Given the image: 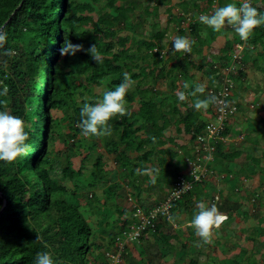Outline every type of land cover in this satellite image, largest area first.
<instances>
[{"label": "trees", "instance_id": "1", "mask_svg": "<svg viewBox=\"0 0 264 264\" xmlns=\"http://www.w3.org/2000/svg\"><path fill=\"white\" fill-rule=\"evenodd\" d=\"M215 2L217 7H223L227 3L240 6L244 1L176 0L171 4L170 0H0V25L7 32V43L0 49V92L4 86L9 90L6 96H0V101H6L7 105L0 104V111H9L25 121L30 145L27 154L16 162L0 161V264H35L37 253L41 252H49L57 264H111L107 253L116 251L117 238L136 222L133 213L137 208L148 212L166 199L178 175L186 174L175 163L178 149L183 150L185 158H192L194 151L190 152L189 147L193 143L200 147L198 135L203 134L205 122L215 119L217 105H209L205 111L210 117L203 121L201 111L194 108L195 99L209 95L219 98L222 72L232 58L234 29L226 25L220 32H214L199 21V15L214 12ZM250 3L264 14V0ZM188 16L191 21L185 34L183 23ZM171 23L177 28L175 37L195 41L190 54L173 50L168 32ZM67 39L83 44L85 49L96 44L102 63H96L85 51L60 56L59 48ZM244 43L246 50H258L264 62V25L254 29ZM209 46L219 48V63L206 59L203 51ZM167 47L170 60L164 54ZM8 49L14 55H4ZM195 56L200 62L193 60ZM248 66L264 72L253 56L251 60L236 62V73L230 72V78L241 83ZM196 71L201 72V81L206 84L204 94L189 95L186 101H179L177 92H190L196 84H203L194 80ZM125 72L135 81L125 97L128 114L109 121L110 136L84 137L77 125L83 104L98 101L97 94L88 95L92 87L104 85L106 91L114 90ZM187 79H191L190 87L185 90ZM229 94L226 102L235 103L240 109L241 103L234 100L238 95L235 85ZM230 132L227 122L221 134ZM185 138L189 144L178 143ZM244 138L250 139L248 135ZM169 143L173 147L167 146ZM214 146L213 161H207L205 166L215 174L234 159H245L235 176L226 177L231 191L223 195L218 190L216 195L203 176L181 198L171 202L169 214L178 217L175 222L179 224L190 223L198 211L197 203L204 201L209 206L216 204L227 218L235 212L243 219L256 218L257 227H252L247 236L253 251L246 257V264H264L254 258V253L264 254V245L256 241L258 235H264V216L259 209L262 200H256L255 195L251 202L254 209L250 211L236 192L242 189L241 175L244 178L258 175L263 182L264 161L260 155L244 153L246 146L229 147L222 140ZM76 154L81 158L74 167L72 157ZM55 162L70 185L58 181L51 173ZM150 163L158 173L155 184L147 173H141ZM144 182L148 190L158 189L161 182L168 187L166 191L158 189L153 200L148 194L140 199ZM129 198L139 204L125 208L122 203ZM112 199L122 221L105 223L100 228L101 234L96 235L84 210L96 214L101 205ZM183 206L186 210L180 216L178 210ZM172 223L165 212H159L134 241H144L148 234L154 239L143 250H138L134 241L133 245L132 241L125 242L122 260L126 264H170L162 261L167 253L180 249L184 255L187 242L173 231ZM186 229L191 238L195 230L190 225ZM36 235L47 242V248L36 240ZM224 243L215 241L216 245ZM236 245L231 242L228 247ZM239 252L246 253L247 249L240 247ZM236 257L229 264H241ZM188 264H198V258L189 259Z\"/></svg>", "mask_w": 264, "mask_h": 264}, {"label": "rangeland", "instance_id": "2", "mask_svg": "<svg viewBox=\"0 0 264 264\" xmlns=\"http://www.w3.org/2000/svg\"><path fill=\"white\" fill-rule=\"evenodd\" d=\"M175 2L176 0H170L171 4ZM216 8L218 7H217V3L215 2L213 5V9ZM189 17L190 16H188L187 21L183 23L185 28V34L188 32V28H187L188 23L189 21H191ZM88 27H90V24L88 25ZM168 32L171 33L169 37L170 40H173L177 32V28L173 23L169 24ZM237 37L238 35L235 34V32L233 33L231 32V39L234 40L235 44ZM235 44L233 50H237V48H235ZM168 50L169 49L167 47L166 50L164 51L165 52L164 54L166 58L170 60L171 57L169 55ZM249 50L246 49L241 50L242 51L241 61L251 60L254 56V58L256 57L257 65H262V67H264L263 58L260 55V52L258 50H252L253 52H250ZM203 53L206 56V59H208V61L210 60L213 61L214 63L219 61L218 59L219 48L214 46L205 47ZM193 60L195 62H200V58L197 56H195ZM31 61L32 62L30 65L31 67L34 68V64H35L34 60ZM223 71L225 72L226 70ZM194 74H195L194 80H199V81L203 80L201 72L196 71L194 72ZM190 81L191 79H187V83H190ZM201 82L205 84L204 81ZM233 82L234 85L236 86V92L238 93V95L236 94V96H234V100L236 101V103L237 102L241 103L239 104L241 108L238 109L235 116H233L229 120V126L231 130L230 138H234L237 136H242V138H239L238 140L228 139V141H224V142L229 147L238 146L241 148L246 146V151L243 149L244 153L260 155L262 161H264V72H262L256 66H248L245 69V77L241 80V83L239 81L235 82L234 80ZM105 91L106 90L104 85H95L92 87L91 93L88 95L89 97H95V95L97 94L99 98H101ZM76 97L77 99H81L79 98L78 94H76ZM200 111H201L200 112L201 119L203 121L207 120V118L210 117V113L208 112L206 113L204 109H200ZM58 114L60 113L58 112ZM166 134H168L167 131ZM247 135L250 138L248 141H246L244 138L247 137ZM178 143L189 144V141L186 138L179 139ZM167 146H169L170 148L173 147V145H171L170 143L167 144ZM197 148L198 145H195V143H193L191 147H189V151L190 152L194 151L195 153ZM98 151H99V147L96 148V152ZM177 152L179 154V157H177V160L175 162L177 165V169L182 171L183 173L188 174L190 171L189 169L190 166L188 164L189 160H187L188 157L185 158L186 154L183 152V150L178 149ZM104 155L105 157H108L106 153H104ZM94 156L95 154L92 156V159H90L91 161H93ZM80 158L81 155L79 154H76L72 157L74 167H77L79 165ZM90 162L87 163L86 169L84 170L85 175L87 172V168L90 166ZM243 162H245V159L243 157L237 160L234 159L233 161H231L230 164H227L226 169L217 172V174L215 173L210 174V172L207 170V173H205L204 177L208 179V183L211 185L213 189L212 192L216 193V191L221 190L223 195H226L228 192H230L232 188L228 180H226V177L232 178L233 176H235L238 166ZM144 170H155L154 177L156 178L158 176L156 167L153 163H150L148 167L146 169H143L141 172L142 174L147 173L149 179L152 180L153 176L149 175L148 172ZM202 170L206 172V168ZM51 173L55 176V178L58 181L70 185L69 181L62 176L58 163L56 162L54 163V169L51 171ZM257 176L258 175H254L249 178H244L241 175L240 184L242 186V189L236 192L240 194V198L244 200L246 206L248 205L250 211H253L254 209L251 206V202L253 201L255 195H256L255 196L256 200L258 199L262 200V204L259 207V209H260V214L264 216V188L262 184L264 180L262 182V180H260V178H257ZM118 181L120 183L122 182L121 179H118ZM158 186H159L158 189H162L163 191H166L168 187V185H166L164 182H161L160 185ZM143 187L144 190L140 195V199H144L148 194L150 195V198L153 200L155 198L158 189L156 188L155 190H148V185L146 182L143 183ZM130 197H132V195H130ZM133 198L124 200L122 203L123 206L125 208L134 207V205H136L138 202H136V200H134ZM85 199L86 198L84 195V198L81 199V202L84 203ZM188 201H192V200L189 199ZM115 202L116 201L112 199L109 200L108 203H106L105 205L103 206L101 205L98 209V213L96 214L90 213L89 210H84V215L89 217V223L93 227V229H95L96 235L101 234L100 228L103 227L105 223H109V224L116 222H118L119 224L121 223L122 217H119L117 211L115 210ZM185 210H186L185 206L181 207L178 210V214L180 216L183 215ZM233 215H234L233 217L227 218L225 220L226 222L224 221L225 223L222 224L219 229H214V234L212 237L211 244H202V241L196 235V233H194V235L190 238L186 229V227H188L190 223H186V222H184L183 224H179L178 222L172 223L173 231L177 232V234L182 238V240L187 242V251L184 255H182V251H180V249H175L172 253L166 252L167 254L163 256L162 261L170 264H188L189 259L197 257L198 264H221V263L229 264L230 259L233 258L234 255H237L236 259L238 261H241V264H246V257L250 255V253L253 251L252 242L251 240L248 239L247 236L249 235V232L252 229V227H257L256 225L257 219L253 218L252 216H248L246 219H243L241 216H238V213L236 212ZM191 229L195 230L193 227H191ZM242 229L243 231H241ZM153 239L154 236L152 234L150 235L148 234L144 241L138 243H136L137 241H134V243L137 244L136 248L138 250H143L147 248L148 244ZM218 239L220 241H225L224 243L225 245H221V244L216 245L215 241ZM263 240H264V235L257 236L256 241L261 243V245H264ZM231 242H235L237 245L233 248H229L228 245ZM130 245H133V241ZM240 247H244L245 249H247V252L246 253L239 252ZM165 250L167 251V248H165L164 251ZM98 255H99L98 258H101V250H98ZM254 258L258 259L259 262L260 261L264 262L263 253L260 252L254 253Z\"/></svg>", "mask_w": 264, "mask_h": 264}, {"label": "clouds", "instance_id": "3", "mask_svg": "<svg viewBox=\"0 0 264 264\" xmlns=\"http://www.w3.org/2000/svg\"><path fill=\"white\" fill-rule=\"evenodd\" d=\"M199 21L214 32H220L226 25L230 26L238 34L241 41L247 42L254 29L264 25V14L260 13L256 7H253L250 0H244L240 6H237L235 3H227L223 7L216 8L210 15L201 14ZM6 43L7 32L5 31V26L0 25V49H3ZM194 43L195 41L188 37L176 36L173 39L172 48L176 52L190 54ZM81 51L87 52L96 63H102L101 53L96 44H92L89 48L85 49L83 44H74L67 39L64 40L63 45L59 48V54L62 57L66 55L75 56L77 52ZM3 54L12 56L14 55V51L8 49ZM134 84L135 81L131 79V75L125 72L122 82L114 90L105 91L102 99L94 104L87 102L83 104L80 109V122L77 127L81 130L84 137L95 136L99 138L112 134L109 121L117 115L123 117L128 114L125 97ZM183 87L187 90L190 85L185 83ZM205 87L204 84H196L190 92H177V98L179 101L184 102L189 98V95L192 97H197V94L203 95ZM8 91V87L4 86L3 91L0 92V96H6ZM0 104H3L5 107L7 106L6 101H0ZM212 104L217 106L222 105V107H219L220 111H224V109L229 107L226 101L220 100L215 95H209L205 99L197 97L194 102V108L196 110H206ZM26 127L25 121L20 117L11 114L9 111H0V161L11 164L27 154L30 145L27 143L29 132L26 131ZM153 141H155L154 137ZM139 171L141 170L138 169ZM144 171L153 176L151 182L155 184V170ZM210 171L212 172V170ZM185 190L186 186L184 185L177 192V198L179 197V193ZM215 199H217L216 195ZM196 207L198 211L194 214L190 226L195 229V233L202 241V244H211L214 229H219L227 217L219 211L216 204L209 206L204 201H200ZM165 215H168L169 221L173 223L178 219V217L168 214L167 211H165ZM36 240L40 241L45 248L48 247L47 242L43 241L40 235H36ZM35 264H57V261L52 258L49 252H41L37 253Z\"/></svg>", "mask_w": 264, "mask_h": 264}, {"label": "built area", "instance_id": "4", "mask_svg": "<svg viewBox=\"0 0 264 264\" xmlns=\"http://www.w3.org/2000/svg\"><path fill=\"white\" fill-rule=\"evenodd\" d=\"M235 48L237 50H233L232 58L230 60V64L223 70L221 79V88L218 91L219 99L226 101V97H228L229 90L234 86L233 79L230 78V72L236 73V62L241 60V50H245V43L241 41L239 38L236 41ZM208 92H212V89H209ZM229 105V104H228ZM219 107L216 106V114L214 120H209V122H205L204 132L201 135H198L197 140L200 144V147L197 148L196 152L193 154L192 158H188L189 160V173L187 176L178 175L177 179L174 181L171 190L169 191L166 199L161 202L158 206L153 209H150L148 212L143 211L141 208H137V210L133 213V216L136 217V222L130 224L122 231L121 237L117 238V247L115 252H108L109 260L111 264H126L122 260L121 251L123 250V244L125 242L137 240L141 231L146 228L148 224H150L151 220L157 216L159 212H165L169 214V209L171 207V202L177 199V192L185 185L186 190L179 193V197L187 192L191 187L193 182L202 178L207 170L209 172L210 169L206 168L207 161H211L214 155V143L218 140L228 141V139L232 140L237 138H242V136H237L234 138H230V134L222 135L221 131L224 130V125L229 122V119L235 115L237 111V105L235 103H231L228 108L224 109V111H220ZM206 168V172L202 169Z\"/></svg>", "mask_w": 264, "mask_h": 264}]
</instances>
